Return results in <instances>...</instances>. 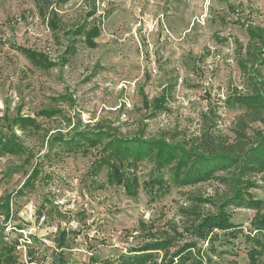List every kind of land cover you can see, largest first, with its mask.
<instances>
[{
	"label": "rangeland",
	"instance_id": "obj_1",
	"mask_svg": "<svg viewBox=\"0 0 264 264\" xmlns=\"http://www.w3.org/2000/svg\"><path fill=\"white\" fill-rule=\"evenodd\" d=\"M36 2L0 0V135L14 134L25 148L0 155V247L13 246L18 264H124L146 244L163 242L165 249L147 251L145 264H168L178 248L196 244L185 264H252L250 251L262 250L252 239L256 211L219 208L229 193L227 171L178 185L164 169L168 186L157 192L144 186L159 174L150 160L130 170L123 163L120 171L139 183L129 197L123 185L106 182V166L98 168L103 142L83 152L54 137L100 123L122 137L233 142L240 112L224 102L234 89L245 91L236 52L247 43L245 25L264 27V0H51L55 33ZM79 25L84 34L64 33ZM70 42L74 51L66 54ZM21 48L41 52L52 67L33 66ZM17 116L34 124L16 125ZM252 180L248 195L264 204V172ZM217 209L233 231L198 239V218ZM258 257L263 264L264 251Z\"/></svg>",
	"mask_w": 264,
	"mask_h": 264
},
{
	"label": "trees",
	"instance_id": "obj_2",
	"mask_svg": "<svg viewBox=\"0 0 264 264\" xmlns=\"http://www.w3.org/2000/svg\"><path fill=\"white\" fill-rule=\"evenodd\" d=\"M51 0H37L36 8L38 16L46 22L47 27L52 33L59 29L60 20L58 14L49 12ZM58 1V0H57ZM64 2L65 0H60ZM52 11V10H50ZM91 15V14H90ZM84 26L79 25L72 29L64 31L65 34L77 36L84 34ZM245 32L248 40L245 45H238L236 52V66L240 72L242 82L245 85V91L241 92L234 89L228 94L224 106L228 109L238 110L240 113L236 117L234 139L231 143H215L186 146L182 143L174 144L171 138L166 134L159 135L157 138H145L142 135L132 137H122L116 132L115 128L106 129L100 123L93 126V130L84 131L78 128L73 129L70 138L63 135L55 136L60 144L67 149H81L83 152L88 146L103 142L104 158H101L98 168L106 166V182L109 185H123L124 192L129 197H135L139 189V183L134 174L120 171L123 163L127 168H133L137 163L143 160H150L155 171L159 174L144 184L150 191L160 192L167 188V184L160 172L168 170V181L174 184H192L210 177L216 171H227L229 173L228 185L229 193L222 199L223 205H232L233 208H246L256 211L254 225L256 227L254 239L257 246L262 250L253 248L250 251V261L257 264L256 259L264 251V204L261 200L254 199L248 194V190L254 187L255 183L252 177L264 172V27L256 25H245ZM88 33V37H91ZM96 35L93 34L94 37ZM70 36V37H72ZM65 47V53L74 51L72 42ZM20 51L30 63L38 68L48 70L52 67V62L41 52L31 49L21 48ZM63 60V59H62ZM163 100V98H162ZM157 100V105L162 102ZM49 109L41 111L48 115ZM206 115V114H205ZM17 120V121H16ZM17 125L34 124V119L30 117L17 116L14 119ZM258 124L256 128L251 129V134L247 133L251 125ZM14 134L6 136L0 135V155H15L24 153V147L17 142ZM52 147V142L48 144ZM38 170L34 169L25 182L29 185L33 177L37 175ZM1 206V205H0ZM6 211L8 206L6 205ZM218 208V209H219ZM217 209V210H218ZM8 213V212H7ZM198 224L194 227L198 239L206 240L213 229L223 232L233 231L234 225L228 222L227 216L222 210L216 214H208L204 218H198ZM232 233V232H230ZM214 237L209 238V243ZM196 244L184 245L178 248L168 264H185L191 256V248ZM165 243H148L139 250V256L127 257L123 260L124 264H145L152 258V254L147 251H156L165 249ZM13 246L6 245L0 247V264H18L17 258L12 254ZM175 258V259H174ZM197 264H215L210 258L204 261L199 260ZM264 264V261H263Z\"/></svg>",
	"mask_w": 264,
	"mask_h": 264
},
{
	"label": "built area",
	"instance_id": "obj_3",
	"mask_svg": "<svg viewBox=\"0 0 264 264\" xmlns=\"http://www.w3.org/2000/svg\"><path fill=\"white\" fill-rule=\"evenodd\" d=\"M133 91V90H132Z\"/></svg>",
	"mask_w": 264,
	"mask_h": 264
}]
</instances>
